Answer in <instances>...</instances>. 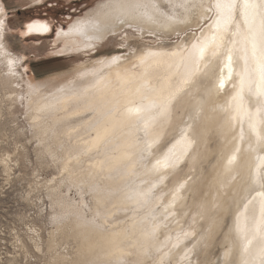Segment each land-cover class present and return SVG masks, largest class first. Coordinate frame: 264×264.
<instances>
[{"label":"bare ground","instance_id":"bare-ground-1","mask_svg":"<svg viewBox=\"0 0 264 264\" xmlns=\"http://www.w3.org/2000/svg\"><path fill=\"white\" fill-rule=\"evenodd\" d=\"M31 1L36 4L41 2ZM99 2L100 0L95 4ZM155 2L160 11L171 14L169 3L175 0ZM95 6L83 16L74 18L66 28H59L51 54L61 56L94 51L113 37H121L123 45L120 52L113 54H133L122 55V67L106 70L108 74L105 81L95 88H88L83 95L68 96L57 89L69 87V82L78 71L93 69L97 66L98 59L38 80L47 82L48 89L36 93L29 91L28 115L33 135L37 138L41 151L50 154L52 159L54 156V160L59 162L60 172L64 174L60 180H47L46 187L57 192L65 185L69 189L76 188L82 193L86 192L91 200V218L85 215L86 220H92L99 212L95 224L69 217L57 225L54 234H61L66 242H72L74 251L69 254L58 253L55 260L61 264H117L119 260H124L127 264H232L235 260L236 264H240L242 256L234 232L236 211L231 204V197L226 196L237 181L224 171L223 165L225 157L232 152L234 146H239L241 153L232 174H243L247 166L255 164V153L248 151L246 142L238 140L236 123L230 121L223 111L228 100L225 94L230 89L231 81L226 82L225 88L218 92L214 78L206 79L186 99L181 119L191 124L187 131L192 143L185 158L188 167L184 168L181 175L185 178L190 176L191 179L181 191L174 208L169 209L174 215L157 229L155 236L149 235L152 224L146 219V210L134 208L133 202L127 198V177L123 175L121 164L116 159L123 155L138 133L131 121H124L110 129L105 137L106 148L101 146L97 150L93 141L94 128L98 118L109 106L107 101L110 92L116 88V73H123L125 69L137 74L143 73L145 66H139L137 56L146 51H170L177 42V36L170 27L151 23L125 29L123 35L119 30L115 35L102 34L92 27L94 23H103ZM33 20L47 23L50 31L24 36L51 34L53 27L49 20ZM78 24L84 26L82 31L71 30ZM4 47L6 51L0 52V63L2 60L7 66V74L0 72V85L12 88V93H16V87L13 86L15 76L9 72L8 61L17 59L5 44ZM108 55H103V58ZM169 63H172L170 59L154 63L148 68V78L155 81L157 77L170 75L167 68ZM16 65L18 64L12 66L15 72ZM133 65L137 67L133 68ZM31 82L37 81L31 78ZM177 122L173 120L160 130L161 144L175 136L172 128ZM89 148L91 151H86ZM181 148L182 145H177L176 150ZM9 157L2 161L10 170ZM154 178L141 172L137 180ZM180 178L177 176L176 179ZM175 182L172 177H167L163 185L158 186L157 191L164 188L160 202L170 201L167 193L171 192ZM157 219L159 220V215ZM50 242V247H53L54 240Z\"/></svg>","mask_w":264,"mask_h":264},{"label":"snow or ice","instance_id":"snow-or-ice-1","mask_svg":"<svg viewBox=\"0 0 264 264\" xmlns=\"http://www.w3.org/2000/svg\"><path fill=\"white\" fill-rule=\"evenodd\" d=\"M6 5L7 0H0V52L6 51L4 41L14 30L11 26L13 13ZM169 7L171 14L160 11L155 0H100L95 6L103 23H94L92 27L102 34L115 35L119 30L123 35L125 29L139 28L144 23L161 24L172 29L177 42L167 52L139 54L138 64L145 66L143 73L128 69L116 73V88L110 92L109 106L94 128V145L97 150L101 146L106 148L105 137L110 129L124 121L132 122L138 135L116 159L127 177V198L133 202L134 208L146 210V219L152 224L149 235L155 236L157 229L174 215L169 209L174 208L181 191L191 179L181 175L188 167L185 158L192 143L187 131L191 124L181 119L185 101L206 79L214 78L218 92L231 81L223 111L230 121L236 123L238 140L246 142L248 151L255 153V164L247 166L243 174H232L241 153V148L234 146L225 157L223 168L237 182L226 196L231 197L236 211L234 232L242 256L240 264H264V155L260 154L264 153V0H175L169 3ZM83 27L78 24L71 30L82 31ZM48 31L47 23L32 20L22 24L21 34ZM132 54L102 56L98 58L96 67L78 71L69 87H60L57 91L68 96L83 95L88 88H95L105 81L106 70L122 67V55ZM164 59L172 61L167 64L171 74L150 80L148 68ZM16 63L18 61H8L9 72L13 76L17 75L12 67ZM135 67L137 65H133ZM23 71L27 72V69ZM27 86L30 92L36 93L48 89L49 85L45 81H29ZM173 120L178 121L172 128L175 136L161 144L160 130ZM177 145H182L179 151L176 150ZM86 151H91V148ZM141 172L155 178L138 181ZM177 176L181 178L177 180ZM167 177L176 182L167 193L170 201L160 202L164 188L161 187L160 191L157 188ZM90 211L88 204H74L50 219L52 223L60 224L69 217H75L95 224L99 212L89 221L85 213ZM25 254L28 255L27 252ZM32 255L34 259L30 264H42L43 253L39 246L34 247ZM117 264L127 262L119 260ZM232 264L236 261L233 260Z\"/></svg>","mask_w":264,"mask_h":264},{"label":"rangeland","instance_id":"rangeland-1","mask_svg":"<svg viewBox=\"0 0 264 264\" xmlns=\"http://www.w3.org/2000/svg\"><path fill=\"white\" fill-rule=\"evenodd\" d=\"M97 1L41 0L36 4L31 0H7L6 6L13 13L11 26L14 30L7 35L4 44L18 61L17 75L13 78L18 93L0 85V264H30L36 246L43 253L42 264H61L55 260V255L72 253L74 244L66 242L61 234H54L58 224L52 223L51 216L74 204L91 206L86 192L65 185L57 192L46 187L47 180H60L64 174L60 172L59 162L41 151L33 135L27 85L31 78L43 80L78 64L121 51V37H113L94 51L51 54L59 28H66L74 18L83 16ZM33 19L49 20L53 27L51 34L22 35V24ZM0 67V72L7 74L2 60ZM8 157L10 170L2 161ZM85 215L91 218L90 212ZM53 240L54 246L50 247Z\"/></svg>","mask_w":264,"mask_h":264}]
</instances>
